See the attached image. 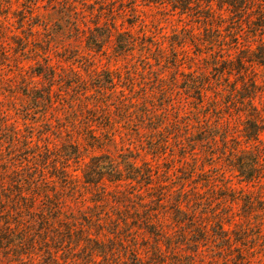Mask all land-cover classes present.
Segmentation results:
<instances>
[{"label": "rangeland", "instance_id": "374dc122", "mask_svg": "<svg viewBox=\"0 0 264 264\" xmlns=\"http://www.w3.org/2000/svg\"><path fill=\"white\" fill-rule=\"evenodd\" d=\"M165 2L0 0V210L35 236V264L47 247L74 264H101L100 245L116 239L106 213L131 221L134 209L142 210L137 194L149 204L143 217L164 237L155 243L145 228L136 240L123 234L125 248L116 246L115 255L105 256L108 262L127 261L137 247L151 264H172L178 235L191 239L183 215L193 214L195 225L209 229L194 264H223L237 254L219 252L211 241L219 220L230 232L240 230L235 245L246 264H264V131L259 140L246 137L248 112L237 110L234 95L254 80L262 90L255 104L264 119V65L245 62L242 74L215 70L223 59L220 47H231L234 61L264 42L263 21L253 14L233 23L232 13L223 11V22L215 18L209 26L194 2L185 12ZM217 29L227 45L204 40ZM239 154L261 163L259 180H240L232 166ZM101 155L123 173V160L134 162L146 178L112 182L104 175L106 191L96 200L84 173ZM57 175H70L69 183ZM48 202L57 207L49 209ZM178 206L183 212L175 216ZM43 215L49 227L39 220ZM98 218L100 226L94 225ZM65 223L87 230L91 241L86 232L80 240L63 237ZM154 243L163 253L156 259ZM186 246L176 249L178 259L193 254ZM7 255L0 249V264Z\"/></svg>", "mask_w": 264, "mask_h": 264}, {"label": "trees", "instance_id": "16d2710c", "mask_svg": "<svg viewBox=\"0 0 264 264\" xmlns=\"http://www.w3.org/2000/svg\"><path fill=\"white\" fill-rule=\"evenodd\" d=\"M152 3H166L165 1H168L167 3H172L173 8H180V11L188 10L192 8L191 4L193 3V6L196 8V12L200 13L199 16L202 17V22L204 24H208L209 26L212 25V22L214 19H220L219 21L222 23L223 22V11H228L232 13L231 18H236V20L232 21L233 23H236L239 19L241 20L242 17H250L253 14L257 15V20L258 21H263V24H259L262 28H264V0H147ZM203 2V3H202ZM202 4H204L202 6ZM185 12V11H183ZM230 17V16H229ZM226 19V18H225ZM246 19V18H245ZM240 27L239 25H237ZM214 32H219V29L214 30L212 33L208 32L205 37V41L208 42L211 45H218L220 46H225L227 45L226 40H223L221 38V33L215 34ZM212 34V35H211ZM226 42V43H225ZM121 44H125V46L129 45L127 41H123ZM231 47H220V50L218 53L224 51L222 54L223 55H218L219 58H223L221 60H218L221 62L220 66L221 68H216L217 73L219 75L224 74V70L228 69L227 67L235 69L238 74H242L243 70V65L245 62H257L261 65H264V42H261L259 45H257L256 49L252 50L249 55H246L245 49L242 50L239 53V57L236 58V60L233 61L231 57L230 50ZM250 50V49H248ZM243 54V55H241ZM224 55H226V58H224ZM215 57V56H214ZM216 58V57H215ZM217 61V59H216ZM228 65V66H226ZM228 74H231V71H227ZM240 76V75H239ZM238 81L239 79L236 78ZM236 90V89H233ZM237 94H234L236 97V101L238 103L237 110L239 112L246 110L248 112V120H246L245 123V134L248 139H254V140H259V135L262 131H264V119H262V116H260V111L259 108L255 104V100L259 98V95H261V87L256 84L254 80L249 79L246 82H243L236 91ZM236 103V102H234ZM104 155L101 156H95L92 157L91 160L93 163L91 165H87L89 170L84 173V183H87L89 186L95 189L94 193L98 198L96 200H103V198L100 196L101 194H104L106 189L104 186V183H102L103 179L105 178L104 175H107L108 181L116 182V181H122L123 178L126 180H136V182H139V179H137V175H140V179L143 178L145 175H141L138 173L137 169L135 168L136 166L134 165V162L128 161V160H123L124 165L127 166L128 169L125 168V173H123V170H121L118 166L117 163H113V161L109 160L108 157H103ZM103 159H108L104 163ZM122 162V161H121ZM102 163H104L106 166L102 167ZM107 166H110L107 168ZM232 166L234 170L237 172L238 177L240 178L241 181L245 182H252L255 180H259L261 175L257 174V171L261 168V163H256L253 161L252 158L248 157L247 155L244 154H239L235 158H233V163ZM107 168V169H106ZM104 169V170H103ZM64 173V172H62ZM61 173V174H62ZM87 175V176H86ZM122 175H125L124 177ZM70 175H57L59 179L64 180L65 184H68L69 181L67 182L68 178ZM151 175H148V180L152 181L150 178ZM146 178V176H145ZM149 181H146L147 184ZM140 190V189H139ZM138 190V191H139ZM136 197L139 198L140 202L138 203L140 208H142L141 211L138 209H134V211L131 213L133 215L130 216L131 221H129V216L128 217H122L124 216L123 214L120 215L119 212L116 213L117 217L116 219H112L111 215L109 213H106L105 219L109 221L110 224V231L112 234L115 235V240L109 239V244H106V247L103 245H100V249L98 250L101 252L100 256H103L102 261H99L101 264H151L152 261L151 259L148 260L146 259L147 257H143L140 254V251L137 247H134L131 249V257L128 258L127 261H121L120 259L116 261L115 257L108 262L109 258H105L107 254L115 255L116 251H113V249L116 246H121L123 239L120 238L121 235L124 234V238L130 237V240H136L137 237H139V230L140 228H145V231L152 234L154 236L155 243L157 241H162L164 234L163 231L160 227H156L150 220V218L146 215L143 217V213L146 212V207L149 206L148 203H143L140 194H137ZM24 198V197H22ZM26 203V200H25ZM51 203V202H50ZM49 202L46 204L47 207L51 210L54 209V206L57 207V205H48L50 204ZM250 204L251 201H246V204ZM245 204V205H246ZM247 206V205H246ZM136 208V207H135ZM59 210V207L58 209ZM3 210H0V249L2 250V253L4 256L6 254H11L7 255V260L6 264H35V257H34V244L36 241L34 239V235L32 234H27V231L25 229H22L20 227V222L18 223H11V214L8 217V220L6 217L8 216V213H3ZM183 210L181 207H176L175 209V216L179 213H182ZM3 213V214H2ZM59 211H56L52 214L53 217H56L55 214H58ZM16 214V212H15ZM18 214H20V211H18ZM126 216V215H125ZM142 217V219H141ZM183 217L187 219L189 224V227H185V229H188V231L192 232L191 233V239H184V232L183 234H179L178 237L176 238V241L174 242V245L178 243V245H175V249L171 247V260L172 264H194L193 261V256H195V252L198 250V245L200 243L205 244L208 242V233L209 229H206V226H204L201 223H198V225L194 224L193 220V214L192 215H183ZM58 218V217H57ZM15 220V219H14ZM40 221L44 222V224L49 227V219L48 217H44V215L39 219ZM97 220V219H96ZM101 218H98L97 223H94V225L100 226V221ZM86 221V220H85ZM14 222V221H13ZM139 222V223H138ZM120 223L123 225L120 227ZM194 224V227H193ZM143 225V227H142ZM65 231H62V236L66 237L68 240H71L72 238H75L76 236L80 240V236L82 233L86 232L84 238L90 242L91 237H89V233L87 230H82V229H73V223H65ZM45 232L48 231L46 228H44ZM214 232L210 237L211 241L214 242L215 247L217 248L219 252L227 251L229 250V254L231 252H237L234 258L231 259H226L223 264H228V261L230 260L232 264H246V260H243L241 257L242 255V250L241 247H238L237 244L241 239V236L237 232L234 233L229 231V229H225L223 227V223L219 220L214 223V227L212 229ZM80 233V236H79ZM233 234L232 237L231 234ZM176 235V234H175ZM41 236V235H38ZM42 242H44V247L48 246V241H46V236L42 237ZM168 242H166V246L171 245V240L167 238ZM60 241L58 240L57 243ZM71 243V241H69ZM154 243V258L156 259V256L163 255L160 246H155ZM105 244V243H104ZM181 244H187L185 248H188L193 254H186L182 258V260L178 259V254L176 253V249L180 248L179 246ZM219 244V245H218ZM78 245V243H76ZM235 245V246H234ZM69 246V244H68ZM70 249V248H69ZM231 250V251H230ZM47 256L42 259V262L39 264H74L72 260L68 259L66 256H61L57 257V252L58 250L50 251V249L47 247V251H45ZM225 253V252H224ZM22 256H26L22 257ZM92 257V260H94V257ZM148 256V255H147ZM62 260V261H61ZM39 262V261H38ZM96 263V261H93ZM155 264V263H154ZM157 264V263H156Z\"/></svg>", "mask_w": 264, "mask_h": 264}]
</instances>
